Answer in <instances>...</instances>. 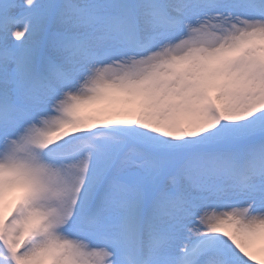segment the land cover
I'll return each mask as SVG.
<instances>
[{"label":"snow or ice","instance_id":"snow-or-ice-1","mask_svg":"<svg viewBox=\"0 0 264 264\" xmlns=\"http://www.w3.org/2000/svg\"><path fill=\"white\" fill-rule=\"evenodd\" d=\"M0 264H264V0H0Z\"/></svg>","mask_w":264,"mask_h":264}]
</instances>
